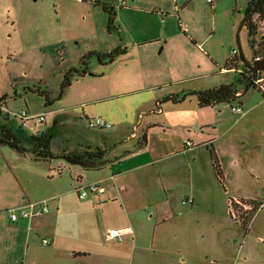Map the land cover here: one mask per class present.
Segmentation results:
<instances>
[{
	"label": "rangeland",
	"instance_id": "374dc122",
	"mask_svg": "<svg viewBox=\"0 0 264 264\" xmlns=\"http://www.w3.org/2000/svg\"><path fill=\"white\" fill-rule=\"evenodd\" d=\"M247 2L214 0L212 6L206 0H0V128L26 146L30 136L50 130L54 154L76 151L93 138L107 145L125 143L131 126L121 133L116 124L109 131L89 130L82 111H96L112 100L123 106L124 114L118 115L131 120L141 113L154 120L159 116L151 113L157 110L156 100L235 84L238 73L225 68L227 61H236L239 68V50L251 64L264 55L255 54L246 30H239ZM103 7L115 12L110 31ZM263 22L257 21V42L264 36ZM116 48L126 49V54L111 64L99 61L97 55ZM68 72L72 87L60 95ZM260 76L257 89L247 91L241 104L199 108L196 98L188 96L183 103L161 105L171 132L204 154L206 149L199 145L212 141L224 182L216 179L207 154L208 163L202 162L199 172L201 184L196 178L194 183L197 207L182 204L192 199L184 183L165 187L164 194L170 195L177 212H207L193 222L201 220L210 245L217 237L240 249L234 264H264V70ZM65 107L70 109L55 124L53 111ZM233 107L242 113L233 112ZM20 110L32 118L44 115L45 122L33 119L23 127L14 117ZM136 141L129 138L123 146L127 149ZM172 151L163 164L178 161L188 178L187 152L179 147ZM51 169L66 173L55 162ZM47 204L51 211V201Z\"/></svg>",
	"mask_w": 264,
	"mask_h": 264
},
{
	"label": "crops",
	"instance_id": "0c3cea01",
	"mask_svg": "<svg viewBox=\"0 0 264 264\" xmlns=\"http://www.w3.org/2000/svg\"><path fill=\"white\" fill-rule=\"evenodd\" d=\"M85 75L80 78L84 80ZM112 103L107 100L96 111L83 110L82 116L86 121L101 118L116 124L120 133L131 126L133 132L124 142L129 138L137 141L127 149L125 143L107 145L103 139L93 138L85 146L78 145L76 151L52 152L56 157L47 163L0 146V264H234L240 249L220 243L217 237L210 245L201 220L193 222L208 213L192 208L177 212L170 195L164 194L165 187L184 183L193 205L198 206L194 183L196 178V184H201L199 172L202 162L208 163L209 147L218 157L212 141L199 145L206 149L204 154L191 141L186 147L189 140L170 131L161 107L151 112L159 115L154 120H146V114L141 113L130 120L127 115H118L124 114L123 106ZM68 109L53 111L55 124ZM143 135L146 143L140 146ZM176 147L190 159L188 178L181 174L183 165L177 166L178 161L163 164ZM96 149L104 151V160H108L101 168L85 169L61 158ZM54 162L66 173L51 169ZM91 183L104 187V193L80 199L78 189ZM44 200L51 201L48 215L18 224L8 221L7 209ZM111 228L125 231L122 241L107 239ZM43 239L50 244L43 245Z\"/></svg>",
	"mask_w": 264,
	"mask_h": 264
},
{
	"label": "trees",
	"instance_id": "16d2710c",
	"mask_svg": "<svg viewBox=\"0 0 264 264\" xmlns=\"http://www.w3.org/2000/svg\"><path fill=\"white\" fill-rule=\"evenodd\" d=\"M104 13L108 15L107 26L110 31L115 20V12L113 8H102ZM257 21H264V0H248L243 14V18L239 23V30L244 28L248 36L249 47L254 51V53H264V36L261 38L260 42H257L256 37L258 35ZM238 30V31H239ZM236 43L239 47L238 34L236 35ZM259 49L255 50V49ZM237 53V52H236ZM126 54V49L116 48L109 53L97 55L99 61L103 58L107 60V63H112L118 56ZM236 55V54H235ZM239 68L236 65V61L229 60L226 63V69H235L238 73L235 84L221 85L217 88L206 89L199 92H190L183 94L182 96H168L159 101L156 105L157 109H160V105L166 102H171L173 104H179L186 100L188 96H194L197 100V105L199 108L211 107L217 104L228 103L241 104V97L249 91L250 89H257L258 81L262 79L260 76L262 71H258L254 63H249L243 53L239 50L237 53ZM264 58V55L261 59ZM232 59V58H231ZM259 58V60H261ZM256 61V60H255ZM254 61V62H255ZM223 68V69H225ZM76 72V71H74ZM86 72H82L81 75H85ZM80 75V76H81ZM72 73L68 72L65 74L64 79L60 86V95L70 87L71 85ZM41 96H45L44 93H40ZM46 131L40 135L30 136L28 141V146H26L22 140H20L16 135H13L8 129L0 128V146L8 147L9 149L21 153L28 154L34 161H49L50 159L56 157L53 155L50 149L51 141L54 134H47ZM146 143V138L143 135L140 141V146ZM210 160L212 164L213 171L221 184H223V174L220 169V164L217 159V155L212 147H209ZM64 156L70 158L71 160L81 162L83 168L85 169H96L101 168L102 165H96L98 162L103 161L105 158L104 151L101 149H96L94 151H84L83 153H71L64 154Z\"/></svg>",
	"mask_w": 264,
	"mask_h": 264
},
{
	"label": "built area",
	"instance_id": "2783aa9c",
	"mask_svg": "<svg viewBox=\"0 0 264 264\" xmlns=\"http://www.w3.org/2000/svg\"><path fill=\"white\" fill-rule=\"evenodd\" d=\"M208 4L213 6L214 0H206ZM125 2H122L121 6H125ZM264 23V22H263ZM236 52L234 51L233 54ZM259 60V58L256 59V61ZM261 81V80H259ZM258 81V82H259ZM232 111L241 114L242 111L239 107H233ZM17 118V120L21 123V126H26V121L35 120L38 123H44L45 122V116L40 115L38 117L32 118L28 115V112L26 110H20L17 112L14 116ZM87 128L91 130H110L112 128V125L105 120L101 118H94L86 121ZM192 144L190 141L185 142L186 147H190ZM105 191L104 187L100 186L98 183H91L86 186L81 187L78 189L79 198L84 199L88 197L89 195H98L103 194ZM48 201L44 200L41 202L36 203H28L24 206L9 208L6 210V215L8 218V221L11 224H18L21 221H32L38 218H41L45 215H47L50 210L48 208ZM235 203H238L235 201ZM183 205H192L193 200L192 199H186L182 201ZM125 234L124 230H119L115 228L108 229L106 232V237L109 240L120 242L122 241V238ZM43 245H48L50 241L48 239L41 240Z\"/></svg>",
	"mask_w": 264,
	"mask_h": 264
},
{
	"label": "water",
	"instance_id": "95a60500",
	"mask_svg": "<svg viewBox=\"0 0 264 264\" xmlns=\"http://www.w3.org/2000/svg\"><path fill=\"white\" fill-rule=\"evenodd\" d=\"M254 66L258 71H263L264 70V58L261 60H257L254 62ZM62 159L66 160L68 163L70 164H75V165H80L83 166V164L81 162L78 161H74L71 160L70 158L66 157V156H61ZM108 163V160H103L101 162H98L96 165H104Z\"/></svg>",
	"mask_w": 264,
	"mask_h": 264
}]
</instances>
